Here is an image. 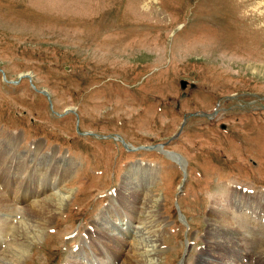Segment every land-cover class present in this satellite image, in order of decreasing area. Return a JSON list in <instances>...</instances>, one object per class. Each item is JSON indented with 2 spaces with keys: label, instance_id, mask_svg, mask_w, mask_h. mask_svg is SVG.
Segmentation results:
<instances>
[{
  "label": "rangeland",
  "instance_id": "rangeland-1",
  "mask_svg": "<svg viewBox=\"0 0 264 264\" xmlns=\"http://www.w3.org/2000/svg\"><path fill=\"white\" fill-rule=\"evenodd\" d=\"M0 68L11 264H125L133 241L144 264H200L237 226L264 240V0H0Z\"/></svg>",
  "mask_w": 264,
  "mask_h": 264
},
{
  "label": "bare ground",
  "instance_id": "bare-ground-1",
  "mask_svg": "<svg viewBox=\"0 0 264 264\" xmlns=\"http://www.w3.org/2000/svg\"><path fill=\"white\" fill-rule=\"evenodd\" d=\"M29 74V73H28ZM73 109V108H72ZM71 109V110H72ZM38 143H40V142H38ZM37 144V143H36ZM40 145V144H39ZM158 150H160L161 152H163L164 154H167V155H169L170 157H175V158H178V159H180V157L177 155V154H175V153H172L171 151H168V149L165 147V149L164 148H162L161 146H159L158 148H157ZM3 153H4V151H3ZM172 154H174V155H172ZM3 156V155H2ZM182 160V159H181ZM181 160H177V159H175V161L176 162H182ZM64 162H66V164H65V167H72L71 166V163H73V161H70V162H67V159L66 160H64ZM180 164V163H179ZM183 164H185V162H183ZM70 170V169H69ZM184 177H185V174H184ZM44 183V182H43ZM43 183H41L40 185H41V187H42V189L44 190V187H43ZM229 193V192H228ZM227 193V194H228ZM0 194H1V192H0ZM2 195V194H1ZM0 195V196H1ZM61 196V195H60ZM2 198V197H1ZM0 198V199H1ZM62 198V197H61ZM67 199H69V197H66ZM213 198V197H212ZM215 198V197H214ZM63 199H65V197H63ZM217 199V198H216ZM56 201L53 203L54 205H53V207H52V210H45V207H43L44 206V202H41L40 204H38L39 205V207H35V211L37 210V212L39 213V215L41 216V217H45V214L46 215H48V214H52V213H55V208H56V206H57V204L59 203V201H57L58 199H55ZM137 199H134V200H132V205L129 207V210H128V212H129V216H127V213H126V216L123 214V217L120 215V213H117L116 215H118L119 214V217H118V219H120L121 220V223L122 224H125V222H126V224L128 225L127 226V228H125V231H126V235H133V233L131 232V230L129 229L130 227H131V222H132V220H133V216H131V214H132V212H136V210H137V208H138V201H136ZM241 200V199H240ZM262 200V199H261ZM3 202L4 204H0V205H5V206H7V208H11L10 207V203L9 202H6L5 201V199L3 198V199H1L0 200V202ZM147 201V200H146ZM242 201H243V199H242ZM45 202H47V200L45 201ZM150 203L152 202L151 200L149 201ZM212 203H218V204H220V201L219 202H217L216 200L215 201H213ZM233 203V202H232ZM146 204V203H145ZM222 204V203H221ZM148 205L149 204H147V207H148ZM226 205V204H225ZM51 206V205H50ZM146 206V205H145ZM238 206V205H237ZM15 207V206H14ZM17 207V206H16ZM233 207V206H232ZM12 209V208H11ZM17 209V208H16ZM19 209V208H18ZM20 209H22L21 207H20ZM247 209V208H246ZM112 211V210H111ZM218 211V210H217ZM153 212H155V211H152L151 213L153 214ZM224 212V211H223ZM114 213V212H113ZM150 213V212H149ZM148 213V214H149ZM219 213V212H218ZM222 213V212H221ZM249 213H250V211H249ZM248 213V214H249ZM213 216V215H212ZM248 216V215H247ZM249 217V219H246L245 217L241 220V223L239 224L238 222H236L240 227H241V225H244V223H247V226H248V228L249 227H251V224L252 223H255V221H254V218H251L250 216H248ZM258 218V217H257ZM219 219V218H218ZM256 219V218H255ZM104 220V219H103ZM218 222V221H217ZM248 222H251V224H249L248 225ZM107 223V222H106ZM120 223V222H119ZM101 224V223H100ZM105 224V223H104ZM215 224V223H214ZM103 225V224H102ZM246 225V224H245ZM101 226V225H100ZM255 226V225H254ZM246 228V227H245ZM102 229V228H101ZM214 229V228H213ZM238 229V230H237ZM237 229L235 228L234 230H235V233L237 232V235L238 236H240V237H234V238H226V234L225 235H222L221 233H220V236H222L221 237V239H220V241H216V238H220V237H218V236H213V239H211L209 242H208V249H211V251L213 250L214 252H212L211 254H212V259H210L209 257H206V259H202L201 260V262H200V264H216L215 263V261H218V263L219 264H233L232 262H229L228 260H226V258H224V257H222L221 255H219L218 254V249H216L215 247L217 246V245H219V246H221L222 248H223V250L230 256V254L232 253L233 255H234V253L235 254H238L239 255V257H241V260H240V258H239V261H241L240 263H234V264H264V260H261L262 259V257H264V249H263V245H264V243H262V242H264V240H263V237H260L258 234H253L252 236L250 235V236H247L246 235V230H240L239 229V227L237 226ZM251 229V228H250ZM123 230V229H122ZM150 231H148V233H151V235L153 236L152 238V240H151V242H156L157 240H156V238H155V236L152 234L153 232H152V229H149ZM220 230V229H219ZM252 230V229H251ZM103 233H106V232H108V230L106 229V228H103L102 230H101ZM210 231V230H209ZM212 231V230H211ZM215 231H217V228L215 229ZM100 231L98 230V233H99ZM122 232V231H121ZM253 232V231H252ZM5 233V232H4ZM101 233V232H100ZM214 233V232H213ZM102 234V233H101ZM108 234H110V233H108ZM122 234V233H121ZM23 235V237H20V233H18L17 235H14V241H16V238H18V241H16V242H14V243H16L17 245L18 244H24V239H25V235L24 234H22ZM21 235V236H22ZM106 235H107V233H106ZM105 235V236H106ZM110 235H113V234H110ZM6 236V235H5ZM105 236H103V240L101 239V240H99V242L101 241V242H103L104 241V239H106V237ZM113 236H115V237H117V240H115V241H117L118 242V245H119V242H122L121 244H128V242H129V240L127 239V238H123V237H121L119 234H114ZM98 237H99V235H98ZM22 238H23V240H22ZM210 238V237H209ZM11 239V238H10ZM112 239V238H111ZM106 240H109V238L108 239H106ZM224 243V242H226L227 244H229V245H227L226 243L225 244H221V243ZM16 244H14V245H16ZM95 244L96 243H94V247H95ZM101 244V243H100ZM103 244H104V242H103ZM133 245L131 246V251L134 253V257L133 258H125L124 260H125V264H144V263H142V262H140L141 260L143 261V259H141V260H139L138 259V251L139 250H141V248H139V246L138 245H136V242H134L133 241V243H132ZM14 245H10V246H14ZM16 245V246H17ZM21 246H23V245H21ZM121 246V245H120ZM150 246H152V247H150V248H152L151 250L150 249H148V252H150V251H152V250H154V251H156L157 250V246H156V243L154 244V245H150ZM85 247V246H84ZM144 247H145V245H144ZM144 247H143V249H144ZM219 248V247H218ZM5 249V248H4ZM97 249V248H96ZM238 249H240V250H242V251H240V250H238ZM258 249H260V251L258 250ZM1 250L2 249H0V252H1ZM21 250H23V247H11L10 249H9V251H7V253L9 254V256L6 258H4L3 256H4V253H2L1 255L2 256H0V264H8V262H9V260H10V264H11V262H13L12 261V258L13 257H18L19 255V253L21 252ZM146 251V250H145ZM259 251V252H258ZM263 251V252H262ZM85 252V251H84ZM147 252V251H146ZM6 253V254H7ZM151 253V252H150ZM215 253H217L216 255H215ZM87 254V253H86ZM136 254V255H135ZM120 256H123V254L122 255H120ZM152 256V255H151ZM206 256V255H205ZM217 256V259L215 258L214 259V257H216ZM228 256V257H229ZM3 257V258H2ZM148 257H150V256H148ZM154 257V256H153ZM231 257V256H230ZM244 257H248V258H250L251 259V261H244ZM105 258V257H104ZM104 258H102L101 259V261H100V263L101 262H104V264L105 263H107V264H111V262H114L115 261V259H117L115 256H114V258H111V259H113V260H110V261H105L104 260ZM151 258V257H150ZM157 258V257H156ZM15 259V258H14ZM81 259V258H80ZM85 259V258H84ZM242 259H243V261H242ZM261 260V262L260 261H258V260ZM148 261V260H147ZM198 261V260H197ZM144 262V261H143ZM79 263L81 264H94V263H91V261H89V262H87V263H85L84 262V260H82L81 259V261H79ZM183 263V261L182 262H180V264H182ZM96 264H99V263H96Z\"/></svg>",
  "mask_w": 264,
  "mask_h": 264
},
{
  "label": "water",
  "instance_id": "water-1",
  "mask_svg": "<svg viewBox=\"0 0 264 264\" xmlns=\"http://www.w3.org/2000/svg\"><path fill=\"white\" fill-rule=\"evenodd\" d=\"M186 81H182V87H186Z\"/></svg>",
  "mask_w": 264,
  "mask_h": 264
}]
</instances>
